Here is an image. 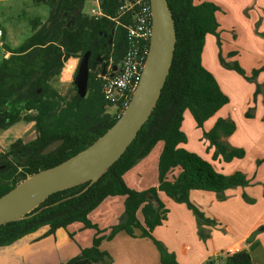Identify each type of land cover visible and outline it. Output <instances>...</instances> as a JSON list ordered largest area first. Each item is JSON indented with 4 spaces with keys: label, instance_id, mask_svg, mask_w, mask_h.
I'll use <instances>...</instances> for the list:
<instances>
[{
    "label": "trees",
    "instance_id": "16d2710c",
    "mask_svg": "<svg viewBox=\"0 0 264 264\" xmlns=\"http://www.w3.org/2000/svg\"><path fill=\"white\" fill-rule=\"evenodd\" d=\"M84 0H33L49 7L45 21L32 19V33L21 44L9 47L10 53L0 61V130H6L16 122H33L35 138L24 142L14 140L7 150L0 152V196L40 170L54 166L99 138L117 119L118 113L109 115L105 108L110 103L101 92V79L96 70L97 57L111 58L117 63L125 50V29L129 15L119 17V24L112 18L123 0H102L99 7L102 17H89L82 13ZM175 27V48L172 63L157 102L134 139L122 155L94 182L84 181L44 199L37 207L16 221L0 225V248L6 247L42 227L47 230L40 238L65 230L72 222H80L85 228H96L88 214L107 196H124V211L119 223L109 229L105 237H94L92 245L79 248V253L62 264H108L110 255L99 249L103 238L110 240L118 231L134 237L135 229L141 237L151 239L159 256L158 264H180L174 252L169 251L153 237V229L165 219L166 209L158 197L163 192L176 203L184 204L195 219L199 237L206 240L210 232L203 225L214 224L189 200V192L210 191L218 200H224V192L237 186H247L249 180L235 170L223 174L199 154L188 151L180 145L187 137L181 125L185 111H188L197 128L212 117L227 102L214 75L203 65L202 50L206 35L215 38L219 46L218 6L210 1L194 3V0H167ZM3 31V40L6 32ZM111 39V41H109ZM90 51L88 62L87 93L80 97L74 87L70 97H64L49 81L59 75L64 64L72 57H81ZM219 62L226 69H233L245 79V71L237 62ZM264 66L251 71L254 76ZM251 76V77H252ZM257 92V89H256ZM244 116H248L247 111ZM235 131V123L218 117L204 135L214 147L212 158L229 162L242 158L244 150L235 148L220 140ZM62 139V144L52 152L41 155V150L50 142ZM161 141L162 150L158 160V183L156 186L138 191L130 188L123 174L153 146ZM259 162V161H257ZM178 167L179 173L171 180L167 175ZM264 196V192H263ZM241 197L249 199L244 192ZM140 213L142 220L137 217ZM101 232L102 230H99ZM71 236V235H70ZM249 249L233 253H221L209 258L207 264H253Z\"/></svg>",
    "mask_w": 264,
    "mask_h": 264
},
{
    "label": "rangeland",
    "instance_id": "374dc122",
    "mask_svg": "<svg viewBox=\"0 0 264 264\" xmlns=\"http://www.w3.org/2000/svg\"><path fill=\"white\" fill-rule=\"evenodd\" d=\"M201 1H210L218 6L216 19L220 42L218 46L213 36L206 35L202 50L203 63L209 66L222 91L230 98L231 103L228 107L233 110V116L241 111H247L248 113V116H244V121H238L236 116L233 117V120L235 121L233 122L238 125L237 133L230 139L226 136V142L241 143V146L245 149L252 146L257 140L259 141H257L256 144L261 143V145H264V70H261L254 76L251 75L253 69L259 68L260 66L258 65L264 63V0H200V2ZM98 2L100 4V0H84L82 13L89 17H93L90 11L92 8H97ZM48 15L49 7L44 3L37 4L33 2V0H0V28L2 30L4 29L6 32L3 46L0 47V61L10 55V53L5 51V44L11 48L21 44L32 33L30 21L35 18L45 21ZM248 25H252L251 27H253L251 34L247 33ZM219 53L222 60L226 63L233 64L234 62H237L245 71V75L250 79H245L233 69L224 68L219 62ZM79 59L80 57L70 58L64 64L61 73L49 81L50 85L64 97L68 98L74 93L72 81ZM262 66H264V64ZM99 68L100 66L97 67L96 70L98 71ZM225 107L228 108L227 106ZM225 107L219 109L212 117L206 120L203 123L202 128H197L190 113L185 111L181 128L185 133L187 140L180 146L210 160L212 158L214 147L209 145V139L204 135V132H208L212 128L213 122L218 117L224 116ZM113 110V108L107 106L105 108V113L112 116L114 115ZM247 125L251 126L246 127ZM15 127L17 126H14V128ZM1 133L2 130H0V134ZM1 135L3 137V134ZM33 135H35V132H33ZM14 136L15 133H11L6 137V141ZM221 137L225 136L221 135ZM22 140L27 142L28 138L23 137ZM158 145L155 146L154 151H157L159 147ZM7 148L2 149L0 147V152L7 150ZM250 160L251 157L248 158V162H244L243 164L246 168L245 171L247 174H250L252 169ZM150 162L151 160H148L147 163ZM261 164L262 163L259 161L255 163V166H260ZM223 165L225 166L221 171L223 174H226L233 166H236L233 163H224ZM261 169L264 171V166H262ZM132 177L139 180L143 186H145L147 182L149 185L152 184L154 178L153 173H143L140 178L137 176H131V178ZM239 191L244 192L249 199L253 200L251 202L243 201L248 204H256L253 205L255 207L254 210L261 214V221L264 223V181L251 178L247 186H237L226 190L224 194L226 193V195L229 194L231 196H225L224 200H218L211 207L217 214L216 217H218V214L220 215V220L214 221V224L212 223L210 225L202 226L205 231L210 232V236L207 239H209L213 233V238L210 239L211 244L213 242L215 246L217 245V247L213 248L216 250V255L226 252L223 250L224 247L219 246H225L223 244H226V242H229L230 244L232 240L238 237L242 231L249 228L252 224V213L249 214L248 212V210L251 209H248V206H245L246 211H243L238 198L233 196L234 194H238ZM253 194H255V196L259 195V198L257 197L258 199H256ZM195 207L198 208L197 206ZM207 218L213 219L210 217ZM94 225L96 228L83 229L84 232L82 233V236L84 237V240H79L80 244H83L87 238L88 240H91L89 245H87L90 247L95 236H103V230L96 224ZM223 226L228 228V232H225L226 234H223V231L221 230V227ZM263 226V224L259 225L250 237L251 241L256 243V246L252 249L254 250L256 248L252 258L254 261L257 259L261 260L260 264H263L264 262ZM98 229L102 231L99 232ZM196 233L201 241H207V239L202 240L199 237L197 225ZM218 237L221 238L218 239ZM131 253L132 252H129L128 255L130 256ZM213 256L215 255H211L210 257ZM145 262L146 261L144 260V264ZM111 263L112 261H108V264Z\"/></svg>",
    "mask_w": 264,
    "mask_h": 264
},
{
    "label": "crops",
    "instance_id": "0c3cea01",
    "mask_svg": "<svg viewBox=\"0 0 264 264\" xmlns=\"http://www.w3.org/2000/svg\"><path fill=\"white\" fill-rule=\"evenodd\" d=\"M199 2L200 0H194V3ZM251 26L248 25L247 33H252L253 27ZM263 64L264 63H260L258 66L261 67ZM203 65L211 72L208 65L204 63ZM228 99V102L222 108L225 106L228 107L230 105L231 100L229 97ZM235 116L237 117L238 121H244L243 111L233 116V110L229 107H225L224 116L221 118L234 121L233 117ZM14 126L17 127L14 128ZM250 126L251 125H247L246 127ZM237 129L238 125L236 124L235 131L227 137L229 139L232 138V136L237 133ZM33 132V122H16V124L14 123L6 130H2L1 134H3V137L0 134V137H2L0 138V147L2 149L7 148L17 138L22 139L23 137H27L28 141L33 140L35 138ZM11 133H15V136L6 141V137ZM227 137H221L220 140L232 147L243 149L245 154L242 158H233L229 162H224L219 158H211L212 160H208L206 158L204 159L210 161L220 172L225 167L223 165L224 163L235 164L236 166H233L226 173V175L238 169L249 181L251 178L264 181V171L261 169V167L264 166V145H261V143L256 144L257 141H259L257 140L256 143L245 149L243 146H241V143L226 142ZM156 145L159 147L157 151H154ZM162 146L163 143L161 141L157 142L145 157L141 158L123 174V179L130 188L142 191L157 185V166ZM249 157H251L250 163L252 165V169L251 173L247 174L245 171L246 168L243 164L244 162H248ZM148 160H151V162L147 163ZM257 161H260L262 164L260 166H255ZM179 171L180 169L178 167L172 169L167 175L168 179L171 180L179 173ZM143 173H153L154 178L152 184L149 185L147 182V184L143 186L139 180L134 179L133 177L131 178V176H137L140 178ZM241 194L242 191H239L238 194H234L233 196L238 198L239 204L243 211H246L245 206H248V209H251L247 210L249 214L252 213V224L249 226V228L242 231L238 237L232 240L230 244L229 242H226V244H223L225 246H219L224 247L223 250L225 251L230 248L234 251L240 249H249V244L252 242L250 237L253 234V231L257 229L259 225H264V223L261 221V214H259L258 211L255 212L254 210L255 207L253 205L256 204H248L244 202ZM253 195L255 196V194ZM225 196L227 197L231 195H226L225 193ZM158 197L164 203L165 209L167 211L165 219L162 221V223L153 229V237L160 241L169 251L174 252L180 264H207V260L209 258L211 259L216 256V250L213 248L217 247V245L215 246L213 242L211 244L213 233L211 234V239H207L206 242L201 241L197 236L196 223L191 211L187 209L184 204L176 203L169 199L163 192H159ZM255 197L258 199L259 195ZM189 199L200 209V211L204 213L206 217L213 218L215 221L220 220V215L218 214V217H216L217 214L211 208L212 205L218 201L213 192L191 190L189 192ZM123 211L124 196H107L96 208L89 212L88 218L92 223L96 224L100 229L103 230V237H105L109 233V229L119 223ZM137 217L140 221L142 220L139 212L137 213ZM83 229H85V227L82 223L75 222L67 225L66 231L57 230L54 235H48L40 238V236L43 235V233L47 230L46 227H42L36 232L26 235L8 246L0 248V264L65 263L70 258L76 256L79 253V248H86L91 242V240L86 238L85 242L80 244L79 240H84V237L82 236V233L84 232ZM262 229H264V226ZM221 230L223 231V234L228 232V228L226 226L221 227ZM134 233L135 236L132 237L122 230L118 231L110 240L103 238L99 244V249H104L103 251L111 255V264H144V260L146 261L145 264H150V262L151 264H158L159 256L153 241L147 237H141L139 229H135ZM220 238L221 237H218V239ZM255 250L256 248L254 250H249L251 259L253 264H260L261 260L257 259L254 261L252 258ZM129 252H132L130 256L128 255ZM211 255L215 256L210 257Z\"/></svg>",
    "mask_w": 264,
    "mask_h": 264
},
{
    "label": "water",
    "instance_id": "95a60500",
    "mask_svg": "<svg viewBox=\"0 0 264 264\" xmlns=\"http://www.w3.org/2000/svg\"><path fill=\"white\" fill-rule=\"evenodd\" d=\"M149 4L152 29L147 56L138 85L127 106L116 121L87 147L58 164L29 176L1 195L0 225L20 219L57 191L84 181H96L122 155L145 123L169 72L176 38L167 0H149ZM89 57L90 51L87 50L80 57L73 76V83L80 97L87 93ZM62 142V139L50 142L40 154L52 152Z\"/></svg>",
    "mask_w": 264,
    "mask_h": 264
},
{
    "label": "built area",
    "instance_id": "2783aa9c",
    "mask_svg": "<svg viewBox=\"0 0 264 264\" xmlns=\"http://www.w3.org/2000/svg\"><path fill=\"white\" fill-rule=\"evenodd\" d=\"M91 14L95 17H102L105 14L97 3V8L91 9ZM129 15L128 23H123L125 29V50L121 59L114 63L108 59L104 73L98 72L97 77L101 79V92L104 98L113 108V114L118 113V109H123L129 103L134 93L146 60L149 40L151 36V8L149 0H123L117 10V16L112 18L119 24V17ZM3 31L0 28V47L3 46ZM121 114V113H120ZM233 249H228L227 253H233Z\"/></svg>",
    "mask_w": 264,
    "mask_h": 264
},
{
    "label": "flooded vegetation",
    "instance_id": "af4514ba",
    "mask_svg": "<svg viewBox=\"0 0 264 264\" xmlns=\"http://www.w3.org/2000/svg\"><path fill=\"white\" fill-rule=\"evenodd\" d=\"M109 41H111V39H109ZM107 61H108V59H105L103 56L97 57V59H96L97 66L102 67V69H103L104 65L106 66ZM105 66H104V68H105Z\"/></svg>",
    "mask_w": 264,
    "mask_h": 264
}]
</instances>
